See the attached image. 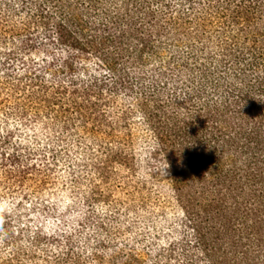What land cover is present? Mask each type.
I'll list each match as a JSON object with an SVG mask.
<instances>
[{
    "label": "trees",
    "instance_id": "1",
    "mask_svg": "<svg viewBox=\"0 0 264 264\" xmlns=\"http://www.w3.org/2000/svg\"><path fill=\"white\" fill-rule=\"evenodd\" d=\"M0 264H264V0H0Z\"/></svg>",
    "mask_w": 264,
    "mask_h": 264
},
{
    "label": "rangeland",
    "instance_id": "2",
    "mask_svg": "<svg viewBox=\"0 0 264 264\" xmlns=\"http://www.w3.org/2000/svg\"><path fill=\"white\" fill-rule=\"evenodd\" d=\"M12 200L10 198H1L0 199V216L1 213L5 210V209H11L12 208Z\"/></svg>",
    "mask_w": 264,
    "mask_h": 264
}]
</instances>
